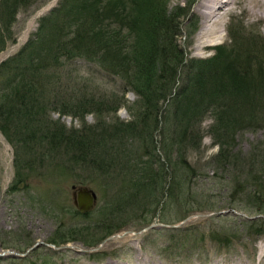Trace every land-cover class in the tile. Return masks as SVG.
Listing matches in <instances>:
<instances>
[{"label": "trees", "instance_id": "trees-1", "mask_svg": "<svg viewBox=\"0 0 264 264\" xmlns=\"http://www.w3.org/2000/svg\"><path fill=\"white\" fill-rule=\"evenodd\" d=\"M45 1L0 0V52L15 42L17 14ZM191 6L169 9L168 0H60L22 48L0 63V132L16 154L12 183L22 185L34 170L30 162L18 164L19 150L40 147L45 137L51 142L65 138L76 154L75 164L107 180L101 221L73 231L91 236L95 245L134 219L149 226L165 202L186 207L195 174L188 156L201 151L206 136L219 145L214 161L237 172L241 181H236L235 190L264 217V141L250 156L232 152L236 134L264 131V38L249 36V45L259 48L256 69L248 66L257 59L241 30L230 33L229 45L214 48L211 57L187 58L181 26ZM80 59L99 66L111 80H120L122 95H82L72 111L62 105V115L80 119L79 130L51 121L37 126L33 118L42 111L48 71ZM127 92L135 96L132 103L124 99ZM121 106L130 120L116 116ZM87 114L99 122L88 126ZM205 118L211 119L207 130L201 127ZM203 208L212 210L211 205ZM197 209L191 207L202 210ZM244 224L247 234H264L263 218ZM167 232L205 238L196 226ZM218 235L211 240L220 243Z\"/></svg>", "mask_w": 264, "mask_h": 264}, {"label": "rangeland", "instance_id": "rangeland-1", "mask_svg": "<svg viewBox=\"0 0 264 264\" xmlns=\"http://www.w3.org/2000/svg\"><path fill=\"white\" fill-rule=\"evenodd\" d=\"M59 1L46 0L25 13L17 14L13 25L15 42L0 52V63L22 48L36 32L40 19ZM199 2L168 0L169 9L192 5L181 26L182 35L186 36L181 46L187 58L211 57L214 48L229 45L230 33H238L239 30L247 39V47L252 44L249 36L264 38V16L251 17L238 8L234 15L224 19L221 37L215 38L210 47L199 51L197 41L202 29V17L197 10ZM249 51H255L252 57L257 61H247L250 64H246L256 69L261 60L257 54L259 48L250 46ZM48 77V85H45L40 101L42 111L33 118L37 126L40 122L51 121L66 130H79L83 126L80 119L73 118L71 114L62 115L65 111L62 105L72 111L73 105L82 102V95L90 96L97 92L108 97L122 95L120 80H111L99 66L83 59L66 62L56 71L50 69ZM124 99L132 103L135 96L127 92ZM122 108L125 110L123 114ZM54 113L58 114L55 118ZM116 116L123 121L130 120L122 106ZM93 120L92 124L86 120L85 123L89 126L99 122L95 116ZM210 123L211 119L205 118L201 123L202 129L207 130ZM261 141H264V131L240 132L235 136L232 152L239 153L241 157L250 156L253 147ZM215 147L211 140L209 144L202 143L201 151L188 156L195 174L186 207L175 201L165 202L151 219L149 226L154 225V228L145 231L148 226L143 220L134 219L95 245L91 243V236L86 233L76 236L73 231L101 221L99 210L103 205L102 190L107 180L77 166L76 154L65 138L59 137L51 142L45 137L40 147L18 151V164L30 162L34 170L28 172L25 183L13 184L16 154L0 132V264H264V234L249 235L244 224L248 219L264 217L257 215L254 206H248L247 198L235 190L236 181H241L237 179V172L218 166L214 161L217 152L205 158ZM72 186L87 187L96 194V204L87 213L90 217L76 216ZM205 205H211L212 210H205ZM192 206L195 209L200 206L202 210L191 211ZM192 226L201 231V236L205 235L202 241L197 239V235H171L167 232ZM215 233L219 234L220 243L211 240Z\"/></svg>", "mask_w": 264, "mask_h": 264}, {"label": "bare ground", "instance_id": "bare-ground-1", "mask_svg": "<svg viewBox=\"0 0 264 264\" xmlns=\"http://www.w3.org/2000/svg\"><path fill=\"white\" fill-rule=\"evenodd\" d=\"M248 12L249 16H264V0H200L197 10L202 17V29L198 35L197 49L210 47L213 40L221 37L225 28L224 19L234 15L236 9Z\"/></svg>", "mask_w": 264, "mask_h": 264}, {"label": "water", "instance_id": "water-1", "mask_svg": "<svg viewBox=\"0 0 264 264\" xmlns=\"http://www.w3.org/2000/svg\"><path fill=\"white\" fill-rule=\"evenodd\" d=\"M73 190V203L76 207L77 211L80 214H87L91 212L96 204V194L87 187H76L72 186L71 188ZM210 216V215H205ZM154 225L148 226L145 231L148 229L154 228Z\"/></svg>", "mask_w": 264, "mask_h": 264}, {"label": "clouds", "instance_id": "clouds-1", "mask_svg": "<svg viewBox=\"0 0 264 264\" xmlns=\"http://www.w3.org/2000/svg\"><path fill=\"white\" fill-rule=\"evenodd\" d=\"M120 111H121V114H123L125 110L122 108ZM57 115L58 114L54 113L53 114V118H55ZM93 115L94 114H87L85 116V120L87 122H89V124L94 123ZM68 119L70 120L71 117H68ZM129 119H131V118L129 117ZM77 127H79V123H77ZM210 142H211V138L210 137H205L202 143L203 144H209ZM218 151H219V145H217L214 149H210L209 152L206 154V157L205 158H207L208 156L212 155L213 152H217L218 153Z\"/></svg>", "mask_w": 264, "mask_h": 264}]
</instances>
